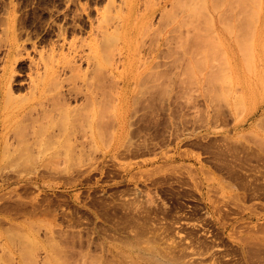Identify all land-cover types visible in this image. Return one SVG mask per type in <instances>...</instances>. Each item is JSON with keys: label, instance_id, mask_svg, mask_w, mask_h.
<instances>
[{"label": "rangeland", "instance_id": "374dc122", "mask_svg": "<svg viewBox=\"0 0 264 264\" xmlns=\"http://www.w3.org/2000/svg\"><path fill=\"white\" fill-rule=\"evenodd\" d=\"M114 1L0 0V76L9 65L14 116L50 61L72 54L81 57L82 73L93 75L98 62L123 73L126 58L133 66L126 87L136 98L123 156L111 150L115 72H102L98 81L107 92L97 89L105 121L96 154L89 131L70 136L63 117L64 92L82 84L74 71L60 70L33 114L38 120H21L19 133L11 128L20 118L4 125L0 115V264H108L109 246L126 252L116 264H264V0H137L134 9ZM103 26L110 34L122 27L125 35L108 41ZM45 127L53 129L41 148L32 133ZM84 142L90 150L82 156ZM81 158L93 161L79 167ZM18 198L28 211L7 207ZM98 201L140 220L146 234L138 247L127 234L100 233Z\"/></svg>", "mask_w": 264, "mask_h": 264}, {"label": "bare ground", "instance_id": "6f19581e", "mask_svg": "<svg viewBox=\"0 0 264 264\" xmlns=\"http://www.w3.org/2000/svg\"><path fill=\"white\" fill-rule=\"evenodd\" d=\"M125 1V2H124ZM135 1H137V0H123V5H125V3H126V6H128V5H132V2H133V4H134V2ZM113 2H115L114 0H113ZM202 4V3H201ZM205 5H206V3L203 5L202 4V6L203 7H201L202 8V10L204 11V10H207L208 11V9H207V5H206V7H205ZM125 6V7H126ZM133 6V5H132ZM124 8V7H123ZM127 8V7H126ZM126 8H125V11H126ZM128 8L130 9V7L128 6ZM136 8V7H135ZM122 9V8H121ZM132 9V8H131ZM133 9H134V6H133ZM128 10V9H127ZM150 10H153V9H150ZM149 9H147V11H148V13H150L151 11H150ZM124 11V13H120V14H126V12ZM134 11H136V10H134ZM147 11H145V12H147ZM150 11V12H149ZM154 11V10H153ZM156 11V10H155ZM123 12V11H122ZM128 12H130V14H131V10L129 11L128 10ZM147 13V14H148ZM128 14V13H127ZM126 14V15H127ZM129 14V15H130ZM136 14V13H135ZM144 14H146V13H144ZM143 14V15H144ZM151 14H153V12H151ZM150 14V15H151ZM126 15H125V17H126ZM128 15V18H130L131 19V17ZM142 15V16H143ZM150 15H147V16H150ZM146 15H145V17H147ZM118 17V16H117ZM120 17V16H119ZM124 17V16H123ZM123 17H121V20H123L124 18ZM149 18L150 17H147V22H149L150 20H149ZM119 18H117V20H118ZM151 19V18H150ZM149 20V21H148ZM130 21V20H129ZM119 22V24H120V20L118 21ZM122 22V21H121ZM128 22V21H127ZM145 22V21H144ZM125 23V21L122 23V27H123V24ZM131 23V22H130ZM151 24H152V22H150ZM119 24H118V26H119ZM129 24V23H128ZM141 24V23H140ZM108 25V24H107ZM109 26V25H108ZM120 26H121V24H120ZM119 26V27H120ZM143 26V25H142ZM141 26V27H142ZM150 27V24H148L147 26H146V28L147 27ZM104 27V26H103ZM106 27V28H105ZM104 28H105V31H104V34H105V38L109 41V39H110V37L112 36H114V35H116L117 33H119L121 36H123V35H125L124 34V29L122 30V27L121 28H119V30H117V31H115L116 33H114V35H111V34H113V33H109L110 32V27L108 28L107 26H105ZM132 27V26H131ZM143 27H145V23H144V26ZM117 28V29H118ZM128 28H129V26H128ZM126 29V28H125ZM130 29H132L133 30V28H130ZM144 29V28H143ZM148 29V28H147ZM261 29H262V21H261ZM131 30V32H133ZM143 31V30H142ZM130 33V32H129ZM201 33V34H200ZM202 33H203V35H202ZM208 33H210V31H208ZM119 34H117V36H115L116 37V39H118V35ZM199 34L200 35H202V36H204L205 35V32L203 31V32H199ZM111 35V36H110ZM133 35V33L130 35V36H132ZM121 36H119L120 38V41H122V43H124L125 41H124V39L125 38H122ZM133 37V36H132ZM128 38V37H127ZM131 38V37H130ZM130 38H129V40H130ZM134 40V39H133ZM108 41H107V43H108ZM118 41V40H117ZM128 43H129V45H130V47L134 44H130V42L129 41H127ZM132 42V41H131ZM134 42V41H133ZM126 43V42H125ZM126 45H128L127 43H126ZM159 46V45H158ZM157 46V47H158ZM108 47V46H107ZM106 47V48H107ZM126 47H129V46H126ZM138 47V46H137ZM122 48H124V46L122 47ZM132 48H135V46H133ZM107 49H109V48H107ZM106 49V50H107ZM131 49V48H130ZM136 49H138V48H135V50ZM121 50V49H120ZM123 50H125V49H123ZM132 50H134V49H132ZM156 50V49H155ZM130 51V50H129ZM157 52L159 51V47H158V49L156 50ZM122 52V51H121ZM131 52V51H130ZM133 52V51H132ZM136 53H137V51H135ZM134 52V53H135ZM139 52V51H138ZM106 53H108V50L106 51ZM127 53H129V52H127ZM133 53V54H134ZM135 53V54H136ZM125 54V53H124ZM132 54V55H133ZM139 54V53H138ZM107 55H109V54H107ZM122 55V54H121ZM156 55H157V53H156ZM65 56L66 55H64V58H65ZM71 57H68V55L66 56V57H68V58H65V59H61V61H63V62H61L60 60H51L50 61V67H49V65H48V69H47V67H46V69H47V71H45L46 73L43 75V77H42V79L39 81V83H37L36 84V82H35V85H34V90H33V92L31 93V95H30V97H28V99L26 100V102L27 103H25L24 105H22V106H20L17 110H16V115L14 116V114H13V110H12V106H11V103H12V101H13V92H12V87H11V84H10V79H9V75H10V77H12V71H11V68L9 69V65L4 69V73H3V75H1L0 76V115H2L3 116V123H4V125H6L8 122H10V120H12L14 117H17V118H20L19 119V124H18V126L17 127H13V128H11L12 129V131H14V132H17V133H19V131L21 130V123H20V121L21 120H25V119H30L33 123H35L37 120H35L36 118H33V114L35 113V111L37 110L38 111V113H39V106H41V105H43V103H44V101H45V96H46V88H48L49 87V85L51 84V85H54L53 83H57L58 81H59V79H60V76L62 75L61 73H62V71H60V70H63V69H65V71H66V69H69L70 71H74L73 73H74V75H73V77H72V79H75L76 81H78V80H80L81 82H82V84L81 85H79L76 81V83L78 84V85H76V83H74L73 85H75V87L73 86L72 88H70L68 91L66 90V92H64V90H63V92H64V94H63V100H65V104H66V106H64L65 108H64V110H63V117L66 119V121H67V124H66V126H70L71 128H73V130L74 131H72L71 132V134H70V129L68 128L67 129V134L69 135L70 134V136H74L76 133H82L81 132V130H83V132L85 131H89V133H90V139H89V141L90 142H88L89 143V147L91 148V150H97V149H99L100 147H103V146H101V141H100V139L99 138H101L102 139V135H103V133H104V115L101 113V109H103L102 108V106H101V103H102V101H99V92H98V87L100 88V90L102 91V93L104 94V93H106L107 92V90L105 91V92H103V90L101 89L102 87L101 86H99V82H100V80L102 79V77H100V76H102V72H105L106 73V71H112V74H110V76H113V73L115 72L114 71V68H110V67H108L109 66V64L106 62H104L103 63V65H105L104 67H100L101 65H100V63L98 64H95V69L97 68L96 66L98 65L99 67V69L97 70L98 72H94V74L95 75H93L92 74V72H93V69H92V72L90 71H84V73H82V71H81V66L80 65H77V61H78V59H81V57L80 58H78V56L77 55H75V54H72V55H70ZM130 56V55H129ZM128 55H126V57H129ZM133 56H135V55H133ZM137 56V55H136ZM54 57V56H53ZM106 57V56H105ZM125 57V56H124ZM138 57V56H137ZM157 57V56H156ZM63 58V57H62ZM122 58H123V56H122ZM136 58V57H135ZM154 58H155V56H154ZM51 59V58H50ZM106 60L105 61H110V60H108L107 59V57L105 58ZM133 59H134V57H133ZM87 60V62L90 64L91 63V58H87L86 59ZM122 60V59H121ZM130 60V59H129ZM124 61V67H123V69L125 68V70L123 71V73H118V72H115L114 73V76L112 77V78H114L113 80H115L114 82H113V84L115 83V85L114 86H116L115 88H118V90H116L117 92H116V94H115V99H114V102H115V105H113V113H114V119H115V121L118 123V127L116 128V132H115V134L113 135L114 136V138H113V142H112V144H111V150L112 151H114L115 153H116V156H117V154H119V155H122V154H124L123 153V150L125 149L126 150V148H127V150L126 151H128V152H130V149H128V147L130 146V145H128L127 144V142H126V140L124 139V135L127 133H124L125 131V126L124 125H127V124H125L126 123V120H127V118L129 119L130 117H132V116H130V117H128V114H129V111L131 110L128 106H129V104H130V100H132V99H134L135 101H136V98H132V92H130V90L131 89H133V88H130L129 90L127 89L128 87H129V85H128V87H126V83H128L127 81L130 79V77L131 76H129V79L127 80V74H126V72H127V70H128V65L130 66V67H133V66H131V64H130V62L128 63V60H127V62H126V58L123 60ZM131 61V60H130ZM9 62H11V61H9ZM136 62H137V58H136ZM152 63V62H151ZM107 64V65H106ZM122 64V65H123ZM153 64V63H152ZM121 65V64H120ZM121 65V66H122ZM133 65H135V64H133ZM47 66V65H46ZM80 66V67H79ZM118 66V65H117ZM137 66V65H136ZM153 66H155V65H153ZM62 68V69H61ZM120 67H117L115 70L117 71L118 69H119ZM135 68H137V67H135ZM135 68H134V71H135ZM151 68V67H150ZM149 68V69H150ZM153 68V67H152ZM151 68V69H152ZM94 69V71H96ZM122 69V70H123ZM132 68H130V70H131ZM150 69V70H151ZM122 70H118V71H122ZM129 70V71H130ZM64 71V70H63ZM133 71V72H134ZM61 72V73H60ZM67 72V71H66ZM85 72H87V73H85ZM65 73V72H64ZM97 73H98V75H99V77H98V75H97ZM100 73V74H99ZM105 73H104V75H105ZM108 74H109V72H107ZM107 73H106V75H107ZM130 73H132V71L130 72ZM136 73V72H135ZM60 74V75H59ZM133 74V73H132ZM92 75V76H91ZM128 75H130L129 73H128ZM135 75V74H134ZM133 75V76H134ZM110 76H108V77H110ZM132 76V77H133ZM137 76V75H136ZM155 76V75H154ZM62 78V77H61ZM97 78H99V80L97 79ZM111 78V77H110ZM111 78V79H112ZM136 79H139V78H137V77H135ZM133 79V78H132ZM58 80V81H57ZM62 80V79H61ZM112 80V81H113ZM99 81V82H98ZM138 81H140V79L138 80ZM98 82V83H97ZM133 82H135V81H133ZM133 82H132V84H133ZM130 83V82H129ZM139 83V82H138ZM97 84H98V86H97ZM122 84V85H121ZM136 84H137V81H136ZM50 85V86H51ZM97 86V87H96ZM102 86H104V85H102ZM132 86V85H131ZM134 87V86H133ZM136 87V86H135ZM104 89V88H103ZM112 89V88H111ZM99 90V91H100ZM133 92H135L134 91V89H133ZM101 93V94H102ZM100 94V95H101ZM108 94V93H107ZM62 95V94H61ZM105 95V94H104ZM84 96V102H85V105H83L82 107H80V108H76V106H74V107H72V105L74 104L73 102H79V100H80V98H82V97ZM103 96V95H102ZM102 96H100V100H102L103 98H102ZM107 97V95L105 96V98ZM113 97V98H114ZM104 98V99H105ZM132 98V99H131ZM109 99V101H107V100H105V101H107V104H108V102H110V98H108ZM73 100V101H72ZM82 100V99H81ZM133 100V101H134ZM132 101V102H133ZM134 101V102H135ZM133 102V103H134ZM75 105V104H74ZM132 105V104H131ZM101 107V109H100V107ZM127 107V108H126ZM130 110H129V109ZM129 110V111H128ZM132 113V112H131ZM130 113V114H131ZM36 114H37V112H36ZM77 115V116H76ZM106 117V116H105ZM38 118V117H37ZM145 119H147L148 120V118H145ZM78 122V128L76 129V131H75V122ZM51 123H53L54 122V120H52V121H50ZM116 123V124H117ZM53 127H55L54 125H53ZM53 127L52 128H46L45 127V130H42V129H40V130H33V133H32V137H34L33 139H34V142H36L37 143V145H39L41 148L44 146V144H45V140H46V138H47V136H48V132L47 131H49V130H51V129H53ZM6 128V127H5ZM115 128V127H114ZM10 129V130H11ZM87 133V132H86ZM86 133H82L83 135H84V137H85V135H87ZM127 136V135H126ZM86 137H89V136H86ZM74 138V137H73ZM69 141H68V144L74 149V147H76V145L74 144V141H73V143H71V138L69 137V139H68ZM83 142V141H82ZM22 143H23V139L22 138H20V141H19V145L21 146L22 145ZM127 144V145H126ZM74 147H73V146ZM79 145V144H78ZM103 145H105L106 146V143L104 144L103 143ZM81 146H82V148L80 149V151H81V155L82 154H88L87 152L85 153V151L86 150H90V149H86V146H87V143L85 144V142L84 143H82L81 144ZM76 148H78V147H76ZM85 148V149H84ZM109 149V148H108ZM94 150V151H95ZM101 150H102V148H101ZM101 150H98V151H101ZM80 151L78 152L79 154H80ZM98 151H95L94 153L96 154V152L98 153ZM89 152V151H88ZM91 152V151H90ZM105 152V151H104ZM92 153V152H91ZM94 153H92L93 154V157H94ZM112 153V152H111ZM105 154H107V153H105ZM104 154V155H105ZM114 153H112V154H110V155H113ZM136 155V153H133V156H135ZM82 156H84V155H82ZM89 156V155H88ZM115 156V157H116ZM123 156V155H122ZM125 156V155H124ZM132 156V157H133ZM216 156H218V157H220V155H216ZM86 157H87V155H86ZM86 157H85V159L84 158H81V160L80 161H77V163H79V167L81 166L82 167V165H89L90 163V160H92V159H88L89 160V162H88V160H87V162L86 161H83V159L84 160H86ZM89 157H92V155L91 156H89ZM92 157V158H93ZM119 157V156H118ZM88 158V157H87ZM97 159H98V156L96 157ZM78 159H79V156H78ZM94 159H95V157H94ZM5 159H2L1 158V156H0V167H1V163L4 161ZM96 160V159H95ZM93 161V160H92ZM87 163V164H85V163ZM97 162V161H96ZM92 163V162H91ZM95 163V162H94ZM93 163V164H94ZM220 164V163H219ZM222 164V163H221ZM87 165V166H88ZM92 166V165H91ZM86 166H84L83 168H85ZM93 167H94V165H93ZM92 167V168H93ZM222 168V167H221ZM105 170V169H104ZM86 171V170H85ZM88 171V170H87ZM109 171V170H108ZM101 172V171H100ZM110 172V171H109ZM108 172V173H109ZM78 173V172H77ZM84 173H86V172H84ZM104 174V173H103ZM132 174V173H131ZM74 175L75 174H71V179L72 180H76L75 178H74ZM134 175V174H133ZM91 177V176H90ZM136 177V176H135ZM69 178H70V176H69ZM77 178V177H76ZM87 178V177H86ZM131 178H132V176H131ZM130 178V179H131ZM65 179V178H64ZM79 179H80V175H79ZM130 179H128V180H130ZM134 179H136V178H132L131 180H133L134 181ZM67 181H68V179H67ZM75 182H77V180L75 181ZM73 184H75V183H73ZM27 190V192L28 191H30V188H26ZM25 191V192H26ZM29 193V192H28ZM31 193V192H30ZM29 193V194H30ZM23 194V193H22ZM22 194H20V195H22ZM23 196H25V195H23ZM20 198H22L21 196H19ZM47 197H45V199H46ZM48 199V198H47ZM18 204H17V206L15 207V208H12V206H10L9 204H7V205H9V206H7L10 210L12 209V210H15V211H17V212H25V211H28V209L26 208V206H25V203L24 202H21V199H19L18 198ZM94 204V203H93ZM34 205H38V204H36V202H35V204ZM33 205V207H36V206H34ZM92 205V204H91ZM105 205H107V204H105ZM97 210H96V213H95V217H96V220H105L104 222H105V226L104 227H102V226H100V228H102L103 230L102 231H100V233L102 232H104V234L105 235H107L108 237H109V235H108V233H110V235H111V232H114V233H116V234H127V238L129 239V244L131 245V247H135L136 248V246L138 245L139 246V239H140V237L143 235V234H146V232H144L143 233V231H145L144 229H141V223H139L140 222V220H135L133 217L134 216H132V215H130V216H132V217H129L128 215H125L124 217H120L119 215H118V212H116V211H110V205L108 206V207H106V206H104V204H103V202H101V201H98L97 202V204H94L93 205ZM114 206V205H113ZM112 206V207H113ZM3 207V204L1 205L0 204V209ZM116 208V207H115ZM114 208V209H115ZM119 208V207H118ZM9 209H7V210H4V211H9ZM119 211V210H118ZM144 211V210H143ZM156 211V210H155ZM31 212H33V210L31 211ZM112 212H114V213H112ZM128 212V211H127ZM126 212V213H127ZM137 212H139V211H137ZM154 212V211H153ZM124 213V212H123ZM150 213V212H149ZM158 213V212H157ZM119 214H120V212H119ZM127 214H131L130 212L129 213H127ZM135 214V213H134ZM133 214V215H134ZM140 215H141V212L139 213ZM143 214H144V212H143ZM148 214V213H147ZM136 215V214H135ZM139 215V216H140ZM149 215V214H148ZM151 215L153 216V214H152V212H151ZM156 215V214H155ZM154 215V216H155ZM137 216V215H136ZM150 217V216H149ZM136 218V217H135ZM137 219V218H136ZM146 219V218H145ZM151 220V219H150ZM139 221V222H138ZM145 222V221H144ZM98 224V223H97ZM99 225V224H98ZM97 233V232H96ZM113 233V234H114ZM115 235V234H114ZM114 235H111V236H114ZM121 236V235H120ZM122 238H124V235H123V237ZM137 246V247H138ZM136 250V249H135ZM107 251V250H106ZM126 252L125 251H122V250H120V249H118V248H116V247H112V246H109V248H108V254H106V256H107V258L108 259H112L113 260V262H111L110 260H108V264H116V263H114L116 260H115V258H117L118 256L119 257H121V256H124V254H125ZM123 254V255H122ZM98 264H102V262H100V261H98Z\"/></svg>", "mask_w": 264, "mask_h": 264}]
</instances>
